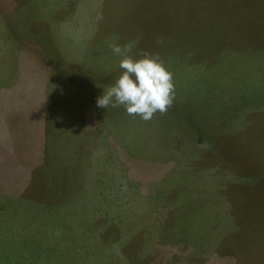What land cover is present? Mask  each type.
Masks as SVG:
<instances>
[{"label":"rangeland","instance_id":"1","mask_svg":"<svg viewBox=\"0 0 264 264\" xmlns=\"http://www.w3.org/2000/svg\"><path fill=\"white\" fill-rule=\"evenodd\" d=\"M50 3L0 0V264H264V0H112L98 36ZM113 44L163 61L167 112L97 107Z\"/></svg>","mask_w":264,"mask_h":264},{"label":"clouds","instance_id":"2","mask_svg":"<svg viewBox=\"0 0 264 264\" xmlns=\"http://www.w3.org/2000/svg\"><path fill=\"white\" fill-rule=\"evenodd\" d=\"M158 42L164 41L160 38ZM110 47L120 57L118 66L121 72L97 98V107L122 106L128 115L139 116L144 121L151 120L157 112H167L175 99V86L173 74L159 56L141 51L139 58H134L129 55L131 45L113 44Z\"/></svg>","mask_w":264,"mask_h":264},{"label":"crops","instance_id":"3","mask_svg":"<svg viewBox=\"0 0 264 264\" xmlns=\"http://www.w3.org/2000/svg\"><path fill=\"white\" fill-rule=\"evenodd\" d=\"M58 1H61V2H72L74 3L76 6H79L84 0H52V3H50V6L51 7L54 3L58 2ZM95 1V4H100V9L98 10V15H99V19L101 21V27L98 29V31L96 32V36H98L101 31L100 29L105 26V25H110L113 27V24L111 23H107L108 21V11L111 9V5H112V0H104V2H101L100 0H94ZM146 2V0H132V4L133 6H138V8L140 9L141 7H143L144 3ZM35 4L33 3V1H31V6H34ZM35 8H37L35 6ZM43 16V15H41ZM118 24V23H116ZM76 151L77 149H74L72 147H65V149L63 151H60V148L56 149V154H59V163H61V156H63L65 153H68V152H72V151ZM83 153V152H82ZM64 159L62 160L64 162L65 158H69L67 155H64ZM85 163H87V160L85 161ZM62 165H59V168H61ZM63 168H66L63 166Z\"/></svg>","mask_w":264,"mask_h":264}]
</instances>
